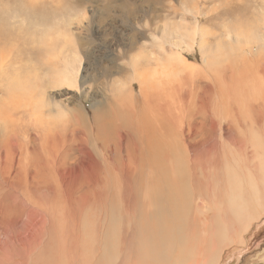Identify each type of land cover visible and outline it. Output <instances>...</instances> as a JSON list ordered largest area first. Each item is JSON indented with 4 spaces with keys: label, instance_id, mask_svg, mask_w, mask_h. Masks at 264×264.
Segmentation results:
<instances>
[{
    "label": "rangeland",
    "instance_id": "obj_1",
    "mask_svg": "<svg viewBox=\"0 0 264 264\" xmlns=\"http://www.w3.org/2000/svg\"><path fill=\"white\" fill-rule=\"evenodd\" d=\"M263 63L264 0H0V142L16 138L23 146L16 155L10 147L0 149L2 264H161L142 251L145 229L155 240L161 224L145 196L159 190L158 174L147 183L151 165L141 171L139 157L157 152L138 143V129L152 119L155 129L169 109L185 142L169 150L164 145L171 158L162 155L155 164L167 177L174 166L177 176L191 173L195 191L188 234L181 247L174 242L164 250L166 264H195L197 250L216 248L219 264H264V189L254 183L264 187V175L259 180L256 172L264 174V148L256 140L264 134V115L255 124L240 100L254 85L264 86ZM17 84L25 87L15 92ZM158 106L163 112L157 113ZM192 114L199 130L188 134ZM39 154L48 167L41 191L29 179L42 165ZM8 166L17 176L8 181L12 190ZM171 181L178 190V179ZM182 183L183 193L191 190L192 184ZM232 185L245 200L251 187L262 199H247L242 213L252 216L249 228L239 232V241L228 242L235 221L226 199ZM34 202L46 213L26 216L24 210L36 209ZM182 250H192L189 259Z\"/></svg>",
    "mask_w": 264,
    "mask_h": 264
},
{
    "label": "bare ground",
    "instance_id": "obj_2",
    "mask_svg": "<svg viewBox=\"0 0 264 264\" xmlns=\"http://www.w3.org/2000/svg\"><path fill=\"white\" fill-rule=\"evenodd\" d=\"M192 45V44H191ZM257 59H259V58H257ZM245 66V65H244ZM259 66V65H258ZM260 69H259V75L261 76L260 77V81L261 80H263V79H261L262 77H264V63L259 67ZM229 71V70H228ZM27 74V73H26ZM30 74V73H29ZM28 74V75H29ZM34 74V73H33ZM251 74V73H250ZM252 75V74H251ZM31 76V75H30ZM19 77H23V76H19ZM27 77V76H26ZM28 78V77H27ZM251 78V77H250ZM23 80H24V78H23ZM31 80V79H30ZM41 81V80H40ZM39 81V82H40ZM61 81H63V80H61ZM61 81L60 82H58L56 85H61ZM66 82H67V80H65ZM64 81V82H65ZM257 81V83L258 82H260L259 80H256ZM12 82V81H11ZM36 82V81H35ZM71 82V81H70ZM13 83H15V82H13ZM23 84V83H22ZM21 84V85H22ZM235 84V83H234ZM244 84V83H243ZM13 85L14 87L15 86H17V88H15V89H13L15 92H16V90L18 89V88H23V87H25L24 85ZM29 85H30V83H29ZM257 85V84H256ZM256 85H254L257 89H255L254 88V86H253V88L250 90V91H244L243 92V96L241 97V103L244 105V106H246V107H248L247 109V112H249V113H253L254 114V117H253V122L255 123V124H260L261 122H260V120L262 121V117H263V115H264V113H263V109H264V86L263 87H261V85L260 86H256ZM12 86V85H11ZM230 86V85H229ZM12 90V91H13ZM22 90V89H21ZM21 90H19V91H21ZM7 91V90H6ZM13 91V92H14ZM44 91V90H43ZM143 91V90H142ZM18 92V91H17ZM8 93H9V91H8ZM12 94V93H11ZM10 94V95H11ZM19 94V93H18ZM21 94V93H20ZM141 94V93H140ZM142 95V94H141ZM140 95V96H141ZM145 95V94H144ZM17 96V95H16ZM24 96V95H23ZM41 99H43V98H41ZM44 100V99H43ZM42 101V100H41ZM231 102V101H230ZM148 103V102H147ZM171 103V102H170ZM42 105H43V103H41ZM233 104V103H232ZM24 106V105H23ZM124 106V105H123ZM159 107V106H158ZM158 107L156 108V110L158 109ZM11 108V107H10ZM13 108V107H12ZM27 108H28V106H27ZM162 107H159V110H157L158 112L157 113H161V111L163 112V109H161ZM14 109V108H13ZM17 109V108H16ZM244 109V108H243ZM12 110V109H11ZM23 110H25V109H23ZM128 110V109H127ZM164 110H166V108L164 109ZM14 111V110H13ZM241 112V111H240ZM12 113H14V112H12ZM11 113V114H12ZM21 113V112H20ZM23 113V112H22ZM155 113V112H154ZM168 114L167 115H163V119H161V120H158L157 122L159 123L158 125H157V127L155 128V129H152V128H150V123H148L149 121H152V120H149L144 126L142 125V124H140L141 126H142V129L141 130H139L138 128V133H139V136H140V134H143V138H142V141L140 142H138V143H140V145L142 146V145H144V147L146 148V151H147V148H152V149H154L153 151H155V152H157V154H154V153H151V154H149V152L147 151V152H144V153H140L139 155V157H140V162H141V166H142V169H141V171L142 170H144L143 169V167L144 166H146V167H150V165H151V170L152 171H150L149 170V168H148V171H149V173H147V176H146V181H147V183H149V182H151L152 181V178L156 175V174H158V179L155 181V185H156V182H158V189L159 190H157L156 191V189L153 191H147L146 192V194H145V196H147V195H150V198L152 199V202H154V204H155V206H154V208H152V209H155V215H156V217H157V219L160 221L159 223L161 224V225H157L158 226V228H157V230H156V236H155V240H154V235H153V233H150V231H151V229H145V236L142 238V241H143V252H144V256H145V258L147 257V260H150V259H152V258H154L155 260H154V262H159L160 263V261H161V264H166L167 262V258H166V256L165 255H163L164 254V250L168 247V246H171V245H173L174 244V242L176 243V245H178V247H181L182 245H181V243L183 244V242H181V240L182 241H184L185 239V236H184V238H182L183 237V234H188L187 233V230H186V222H187V217L191 214V212H192V205H194L193 204V201H191V200H193L194 198H191L193 195H194V187H193V185H195V184H193L194 182V179H195V176H193L192 178H191V173H189V174H187L188 175V177L185 175V176H177L176 174H177V172H176V170L174 169L175 168V166H174V168H172V167H170L169 168V170H170V173H171V176L170 177H167V176H165L164 175V172L161 170V169H159L158 168V165L160 164V162H158L159 164H155V160L156 159H158V160H160L161 162H162V159H161V157H162V155H163V158L165 159V160H168V159H170L171 158V154L169 155L168 154V151L167 152H165V150H163V146L164 145H166L168 148L166 149V150H169V148L170 147H176L178 144L180 145V146H182V143H184L185 142V135H182V133H180V132H178V130H177V127H178V129H180L181 127L177 124V119L176 118H174V117H172V115H171V111H170V109H169V111L167 112ZM263 113V114H262ZM10 114V115H11ZM31 114V113H30ZM145 114V113H144ZM173 114V113H172ZM28 115V114H27ZM15 116V115H14ZM20 116V115H19ZM30 116V115H29ZM149 116H150V114H149ZM184 116V115H183ZM194 115L192 114L190 117H189V119H188V121H187V133L188 134H195V132L196 131H198L199 130V124H198V122H197V126H196V123H195V117H193ZM17 117V116H16ZM161 117V116H160ZM257 117V118H256ZM21 118V117H20ZM29 118V117H28ZM31 118V117H30ZM264 118V117H263ZM155 119H156V117H155ZM18 120V119H17ZM24 120V119H23ZM251 120V119H250ZM16 121V120H15ZM22 121V120H21ZM34 121V120H33ZM36 122V121H35ZM93 122H94V124L96 125V126H98V122H99V118L98 117H93ZM153 122H154V120H153ZM156 122V121H155ZM7 123H8V121H7ZM13 123V122H12ZM16 123V122H15ZM200 123H202L201 121H200ZM20 124V123H19ZM136 124V123H135ZM210 124H211V128L210 129H212V131L214 130V128H215V124H214V122H213V120H210ZM263 124H264V121H263ZM8 125V124H7ZM10 125V124H9ZM18 125V124H17ZM237 125V124H236ZM6 126V125H5ZM4 126V127H5ZM22 126V125H21ZM20 126V127H21ZM94 126V125H93ZM128 126V125H127ZM131 126V125H130ZM238 126V125H237ZM239 127L240 128H246V123L245 122H243V121H241V122H239ZM263 127V126H262ZM262 127H260V129L262 128ZM17 128H19L18 126H17ZM131 128V127H130ZM264 128V127H263ZM5 129V128H4ZM11 129H12V127H11ZM175 129V130H174ZM14 130V129H13ZM20 130V129H19ZM98 130V129H97ZM247 131H248V129H246ZM263 130V129H262ZM238 131V130H237ZM6 132V131H5ZM151 132L153 133V134H151ZM177 132L179 133V134H177ZM254 132V131H253ZM197 133V132H196ZM212 133V132H211ZM260 133V132H259ZM133 134V133H132ZM151 134V135H150ZM252 134H254V133H252ZM256 134V133H255ZM5 135V134H4ZM8 135V134H7ZM74 135V134H73ZM75 136V135H74ZM138 136V135H137ZM145 136V137H144ZM154 136V138L152 139V138H150V137H153ZM191 136V135H190ZM193 136V135H192ZM191 136V137H192ZM135 137V136H134ZM161 137H163V140H162V138ZM190 137V138H191ZM4 138V137H3ZM250 138V137H249ZM258 139H256V137H255V139L256 140H258V142H259V145L262 147V148H264V134H263V136H260L259 135V137H257ZM1 139V138H0ZM79 139V138H78ZM2 140V139H1ZM139 140V139H138ZM232 141V140H231ZM75 142V141H74ZM135 142H137L136 140H135ZM170 142H176V144H174V143H170ZM254 142V141H253ZM256 142V141H255ZM33 143V142H32ZM80 143V142H79ZM138 143H135V145L136 144H138ZM244 143H246V142H244ZM34 145V144H33ZM140 145H139V147H140ZM189 147H190V145L189 144H187ZM245 145V144H244ZM107 146V145H106ZM7 147H10L14 152H15V155L17 154V153H19L20 154V150L21 149H23V146H21V144L17 141V139L16 138H11V139H7V140H4V141H2V142H0V149H3L4 151L6 150V148ZM218 147V146H217ZM33 148V147H32ZM212 148H214V145H213V147ZM261 148V149H262ZM219 149V148H218ZM246 149V148H245ZM207 150V149H206ZM263 150V149H262ZM143 151V150H142ZM215 151V150H214ZM213 151V152H214ZM261 151V150H260ZM139 152H141V151H139ZM183 152V151H182ZM185 152H186V150H185ZM217 152V151H216ZM42 153H44V152H42ZM260 153V152H259ZM35 154V153H34ZM185 154V153H184ZM216 153H214V155H215ZM263 154V153H262ZM39 155H41V154H39ZM46 155V154H45ZM86 155V154H85ZM13 156V155H12ZM263 156H264V154H263ZM263 156H261V159H262V157ZM257 157V156H256ZM4 158H6L5 156H4ZM36 158H37V156H36ZM136 158V157H135ZM8 159V158H7ZM1 160V159H0ZM4 160V159H3ZM14 160V159H13ZM255 160H257V159H255ZM5 161V160H4ZM38 161L39 162H41V164L42 165H39V172L38 173H35V174H33V171H32V175L30 174V176H29V179H31L32 181L30 182V183H36L37 185L35 186V188L36 189H38L39 188V191H41V190H43L44 188H43V179L46 177L45 175H47V173H48V167H46V162H45V160H44V158H43V156L41 155L39 158H38ZM264 161V160H263ZM263 161H261V162H263ZM7 162H8V160H7ZM6 162V163H7ZM139 162V163H140ZM4 163V162H3ZM12 163L14 164L15 162H13L12 161ZM53 163H54V161H53ZM60 162L58 161V164H59ZM189 163H190V168H192V169H194V163H195V160H193V159H190V161H189ZM39 164V163H38ZM127 164V163H126ZM140 165V164H139ZM162 165V164H161ZM160 165V166H161ZM171 165H172V162H171ZM49 166V165H48ZM54 166V165H53ZM170 166V165H169ZM13 168V167H12ZM1 169H2V167H1ZM53 169V168H52ZM55 169H56V171L57 172H59L60 171V168L58 167V165H57V167H55ZM6 170L8 171V175L6 176V178H7V183H8V181H10V182H13L14 180H15V178L17 177L16 176V173L14 172V170L12 171L11 170V168H10V166H8V168H6ZM34 170V169H33ZM38 170V169H37ZM54 170V169H53ZM122 170V169H121ZM178 170H179V168H178ZM264 170V169H263ZM4 171L5 170H3V174H4ZM113 171V170H112ZM137 171V170H136ZM135 171V172H136ZM147 171V172H148ZM37 172V171H36ZM46 172V173H45ZM52 172V171H51ZM131 172V171H130ZM190 172V171H189ZM257 172V174H259V175H257V177H259V180H261L260 178H262V176L264 175L263 174V172L262 171H260L259 169L256 171ZM1 173V172H0ZM116 173V172H115ZM126 173V172H125ZM138 172H136L135 174H137ZM3 174H1V176L3 175ZM167 174V173H166ZM127 175V174H126ZM132 175V174H131ZM236 175V174H235ZM0 176V177H1ZM104 176V175H103ZM60 177H61V175H60ZM142 177V174H139V175H136L135 176V180H136V178H141ZM177 178L178 179V190L176 189V187H175V184L174 185H171L170 186V181H171V179L174 181V178ZM200 177V176H199ZM207 177V176H206ZM3 178V176L1 177V179ZM47 178V177H46ZM59 178V177H58ZM4 179V178H3ZM105 179H107V177L105 178ZM131 179V178H130ZM48 180V179H47ZM135 180L133 181L134 183H135ZM155 180V179H154ZM258 180V179H257ZM2 181V180H1ZM106 181V180H105ZM137 181V180H136ZM173 181H171V182H173ZM182 181H186V183H190V184H192L191 185V190L189 189V191H187V192H185V193H183V191H182V188H183V183H182ZM6 182L4 183V181L2 182V183H4V184H6ZM15 182V181H14ZM25 182V181H24ZM27 182V181H26ZM97 182V181H96ZM116 182V181H115ZM169 182V183H168ZM249 182V181H248ZM254 182V181H253ZM18 183H19V181H18ZM21 183V182H20ZM143 183H145L144 184V186L145 185H147V183L146 182H144L143 181ZM154 183V182H153ZM152 183V184H153ZM255 184H256V186H258V187H260V189L261 190H263L264 189V187L263 186H261V185H259L258 183H256V182H254ZM27 184V183H26ZM25 184V185H26ZM141 184V183H140ZM140 184H138V185H140ZM14 185V184H13ZM24 185V186H25ZM58 185V184H57ZM142 185V184H141ZM252 185V184H251ZM2 186V185H1ZM16 186V185H15ZM18 186V185H17ZM20 186V185H19ZM21 186L23 187V185H22V183H21ZM21 186H20V188H21ZM165 186V187H164ZM8 187H9V190H12V189H14L13 187H12V185H10L9 183H8V186H7V189H8ZM147 187V186H146ZM3 189V188H2ZM147 189V188H146ZM188 189V188H187ZM3 190H5V189H3ZM20 191L21 190H23V189H19ZM24 190H26V189H24ZM29 190V189H28ZM31 190V189H30ZM64 190V189H63ZM94 190V189H93ZM151 190V189H150ZM184 190H186V189H184ZM19 191V192H20ZM46 191V190H45ZM250 191H251V193H250V196H253V198L252 197H248L247 199H250V198H252L251 199V201L252 202H254V201H256V202H261V199H262V197H261V192H258V190L256 189H254V187H251V189H250ZM264 191V190H263ZM2 192H4V191H2ZM25 192V191H24ZM34 192V191H33ZM32 192V193H33ZM70 192V191H69ZM72 192V191H71ZM106 192V191H105ZM8 193V192H7ZM13 193V192H12ZM18 193V192H17ZM21 193V192H20ZM49 193V192H48ZM48 193H46V194H48ZM139 193V192H138ZM227 193V197H226V199H227V202H228V204H229V206H227V208H228V210H230L229 212H231L232 211V213L234 214V219H235V221H234V226H232V225H229L230 227L232 226L233 227V230H230L229 228H228V230H227V234L229 235V239H228V242H232V241H235L236 239H237V241H239V235L241 234V233H239V232H243V231H247L248 230V228H249V225H250V222H251V217L252 216H250L251 214H244V213H242L243 212V210L242 209H244V208H246V207H243V206H247V204H248V202H247V199L245 200V199H243L242 198V194L239 192V187L238 186H234V185H232V186H230L229 187V189H228V191L226 192ZM3 194V193H2ZM27 194H29V193H27ZM26 194V195H27ZM54 194V193H53ZM55 194H56V192H55ZM193 194V195H192ZM1 195V194H0ZM8 195V194H7ZM34 195V194H33ZM2 196V195H1ZM21 196L23 197V199H24V202L26 201V202H28L29 200L28 199H26V196H25V194L24 193H22L21 194ZM225 196H226V194H225ZM15 197V196H14ZM14 197H13V199L12 200H16V199H14ZM17 197V196H16ZM111 197V196H110ZM4 198V197H3ZM44 198V197H43ZM42 198V199H43ZM64 198V197H63ZM198 198V197H197ZM246 198V197H245ZM21 199V198H20ZM111 199V198H110ZM230 199L231 200H233V201H230ZM3 200V199H2ZM22 200V199H21ZM50 200V199H49ZM17 201V200H16ZM19 201V203L21 202L20 200H18ZM243 204H242V203ZM12 203V202H11ZM14 203V202H13ZM18 203V204H19ZM30 203V202H29ZM149 203V202H148ZM251 203V202H250ZM25 204H27V203H25ZM33 204V203H32ZM34 204L36 205V209L35 210H32V209H26V210H24L23 211V213H25V214H27L26 216H28V215H31V214H39V215H41L42 213L44 214V213H46V208H44L43 209V207H41L37 202H34ZM50 204V203H49ZM152 204V203H151ZM227 204V205H228ZM242 204V205H241ZM254 204V203H253ZM259 204V203H258ZM262 204V203H261ZM14 205V204H13ZM257 205V204H256ZM12 206V205H11ZM44 206H46V204L44 205ZM251 206V205H250ZM262 206H263V204H262ZM29 207V206H28ZM145 208V207H144ZM150 208V207H149ZM262 208V207H261ZM260 208V209H261ZM20 209H22V208H20ZM23 209H25V208H23ZM151 209V208H150ZM194 209V208H193ZM241 209V210H240ZM258 209V208H257ZM256 209V210H257ZM264 210V209H263ZM263 210H261V211H263ZM50 211H51V209H50ZM148 211V210H147ZM197 211V210H196ZM245 211V210H244ZM5 212V211H4ZM19 213H20V210L18 211ZM247 212H248V209H247ZM259 212V211H258ZM257 212V213H258ZM264 212V211H263ZM48 213H49V211H48ZM52 214H53V212H51ZM58 213V212H57ZM57 213H55V214H57ZM15 214V213H14ZM25 214H24V216H25ZM42 214V215H43ZM59 214V213H58ZM57 214V215H58ZM147 214H149L148 212H147ZM197 214V213H196ZM260 214V213H259ZM263 214V213H262ZM47 215V214H46ZM145 215V214H144ZM12 216V215H11ZM31 216H33V215H31ZM52 216H54V214L53 215H51V217ZM149 215H147V218H149L148 217ZM152 216V215H151ZM151 216H150V218H151ZM259 216V215H258ZM14 217H16L15 215H14ZM36 217V216H35ZM38 217H40V216H38ZM56 217V215L54 216V218ZM58 217V216H57ZM145 217V216H144ZM154 217V216H153ZM230 217V216H229ZM255 217V216H254ZM25 218V217H24ZM206 218V217H205ZM232 218V217H231ZM17 219V218H16ZM29 219V218H28ZM27 219V220H28ZM53 219V218H52ZM153 219H155V218H153ZM208 219V218H207ZM205 220L204 221V227H205V225H208V223H206L208 220ZM257 220L259 219V218H256ZM54 220V219H53ZM58 219L56 218V220H54L53 221V223L55 222V221H57ZM138 220V219H137ZM232 220H233V218H232ZM256 220V221H257ZM263 220V219H262ZM47 221V220H46ZM45 221V222H46ZM61 221V220H60ZM148 221H149V219H148ZM165 221H166V224H165ZM59 222V221H58ZM146 222V221H145ZM224 222H226V221H224ZM51 223H52V221H51ZM52 223V224H53ZM190 223V222H189ZM57 223L55 222V225H56ZM151 224V223H150ZM163 224V225H162ZM253 224V223H252ZM32 225H34V222H33V224ZM37 225V224H36ZM58 225V224H57ZM53 226H54V224H53ZM59 226H60V224H59ZM72 226H73V224H72ZM152 226H153V224H152ZM203 226V225H202ZM28 227V226H27ZM34 227V226H33ZM251 227V226H250ZM60 228V227H59ZM72 228H74V227H72ZM152 228V227H151ZM154 228V227H153ZM202 228V227H201ZM34 229V228H33ZM141 229H143V228H141ZM61 231H64V230H61ZM68 231H69V229H68ZM73 231V230H72ZM72 231H69V232H71V234H73L72 233ZM69 232H67L68 234H70ZM204 232V231H203ZM217 232V231H216ZM26 233V232H25ZM246 233V232H245ZM251 234H253V233H251ZM73 235H75V234H73ZM200 235H202V234H200ZM199 235V236H200ZM217 235H218V239H219V243H220V241L222 242V245H223V243H225L224 242V238H220V232H217ZM65 236V235H64ZM72 236V235H71ZM70 236V237H71ZM176 236V238H174ZM206 236V235H205ZM72 237H74V236H72ZM207 237V236H206ZM68 238V237H67ZM203 238V237H202ZM227 238V237H226ZM208 239V238H207ZM67 240V239H66ZM70 240H72V239H70ZM69 240V241H70ZM200 240H201V238H200ZM216 240V239H215ZM242 240V239H241ZM34 241V240H33ZM64 241V240H63ZM73 241V240H72ZM71 241V242H72ZM154 241L156 242V245H155V243H154ZM208 241H209V239H208ZM73 242H75V241H73ZM140 242V241H139ZM203 242H204V240H203ZM215 242V241H214ZM227 242V243H228ZM59 243V242H58ZM61 243V242H60ZM142 243V242H141ZM38 244V243H37ZM55 244H57V243H55ZM62 244H67V243H63L62 242ZM70 244V243H69ZM68 244V245H69ZM75 244V243H74ZM140 244V243H139ZM203 244V243H202ZM230 244V243H229ZM234 244V243H233ZM58 245V244H57ZM59 245H61V244H59ZM58 245V246H59ZM140 246V245H139ZM224 246V245H223ZM32 247H34V246H32ZM63 247H65V246H63ZM141 247V248H142ZM176 247V246H175ZM174 247V248H175ZM215 247V246H214ZM59 248V247H58ZM62 248V247H61ZM141 248H139V249H141ZM188 248V247H187ZM207 248V247H206ZM70 249V248H69ZM176 249V248H175ZM191 249V248H190ZM193 249V248H192ZM200 249V248H199ZM203 249V248H202ZM205 249V248H204ZM72 250V249H71ZM71 250H70V252H71ZM168 250V249H167ZM179 250V249H178ZM201 250V249H200ZM199 250V251H200ZM65 250H63V252H64ZM171 251V250H170ZM181 251V250H180ZM183 251V250H182ZM198 250H197V254H198V257H197V259H196V261H195V264H219V258H220V250H217V248L216 249H213V250H211V252L210 253H208L207 251H206V253H204L202 250V252H199ZM63 252H61L62 254H63ZM184 252H186V251H183L182 252V254H183V257H185V259L188 257V255L190 256L191 254L190 253H192V250H190V251H188V255L185 253L184 254ZM57 254V253H56ZM59 254V253H58ZM67 254V253H66ZM72 254V253H71ZM168 254H169V252H168ZM164 256V259L163 258H160V256ZM4 256H6V255H4ZM64 256V255H63ZM201 256V257H200ZM62 257V256H61ZM60 257V258H61ZM142 257H143V255H142ZM169 257V256H168ZM65 258V257H64ZM63 258V259H64ZM114 258V257H113ZM139 258H140V256H139ZM190 257H188L187 259H189ZM195 258H196V256H195ZM195 258H193V259H195ZM5 259V258H4ZM3 259V260H4ZM9 259V258H8ZM8 259L7 260H5L4 262H6V261H8ZM59 259V258H58ZM66 259V258H65ZM73 259V258H72ZM116 259V258H115ZM171 259V258H170ZM10 260V259H9ZM144 259H142V261H143ZM173 260V259H172ZM62 261V260H61ZM70 261V260H69ZM69 261H67V259H66V261L65 260H63V262H66V264H68L67 262H69ZM139 261V260H138ZM183 261V260H182ZM201 261V262H200ZM1 262V261H0ZM62 262V263H63ZM73 262V261H72ZM75 262V261H74ZM147 262V261H146ZM146 262H144V264L146 263ZM148 262H150V261H148ZM153 262V261H152ZM203 262V263H202ZM7 263V262H6ZM171 263V262H170ZM174 263V262H173ZM172 263V264H173ZM177 263V262H176ZM0 264H2V262L0 263ZM4 264V263H3ZM64 264V263H63ZM72 264H74V263H72ZM182 264H184V263H182Z\"/></svg>",
    "mask_w": 264,
    "mask_h": 264
}]
</instances>
